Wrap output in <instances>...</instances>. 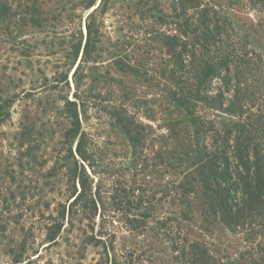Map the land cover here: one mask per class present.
Returning <instances> with one entry per match:
<instances>
[{
  "label": "rangeland",
  "instance_id": "374dc122",
  "mask_svg": "<svg viewBox=\"0 0 264 264\" xmlns=\"http://www.w3.org/2000/svg\"><path fill=\"white\" fill-rule=\"evenodd\" d=\"M255 1L0 0V264H189L197 241L218 264L257 251L264 236L179 189L192 113L233 119L175 102V44L204 6L264 58Z\"/></svg>",
  "mask_w": 264,
  "mask_h": 264
},
{
  "label": "trees",
  "instance_id": "16d2710c",
  "mask_svg": "<svg viewBox=\"0 0 264 264\" xmlns=\"http://www.w3.org/2000/svg\"><path fill=\"white\" fill-rule=\"evenodd\" d=\"M255 2L264 6V0ZM200 12L194 23L187 21L188 36L175 44V102L186 110L203 105L233 121L219 125L192 113L197 157L191 179L179 189L202 199L199 206L205 205L211 221L264 236V58L217 7ZM189 247V264H218L200 242ZM242 261L232 264H264V242Z\"/></svg>",
  "mask_w": 264,
  "mask_h": 264
}]
</instances>
